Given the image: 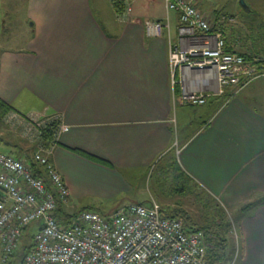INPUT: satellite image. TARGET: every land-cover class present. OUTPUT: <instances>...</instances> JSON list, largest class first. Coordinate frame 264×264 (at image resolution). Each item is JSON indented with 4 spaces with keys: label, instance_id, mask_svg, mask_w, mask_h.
Segmentation results:
<instances>
[{
    "label": "crops",
    "instance_id": "obj_1",
    "mask_svg": "<svg viewBox=\"0 0 264 264\" xmlns=\"http://www.w3.org/2000/svg\"><path fill=\"white\" fill-rule=\"evenodd\" d=\"M130 3L129 21L116 9L102 21L91 0H22L31 34L0 53V99L17 113L56 116L69 127L50 153L70 190L63 208L108 214L130 204L124 199L140 174L149 178L160 159L176 154L186 175L240 214L241 264H264V112L256 106L264 107V86L250 90L264 77L225 105L211 99L209 118L185 135L177 110L188 105L172 84L169 35L166 28L151 35L145 26L168 21L180 46L179 15L168 13L164 0Z\"/></svg>",
    "mask_w": 264,
    "mask_h": 264
},
{
    "label": "built area",
    "instance_id": "obj_2",
    "mask_svg": "<svg viewBox=\"0 0 264 264\" xmlns=\"http://www.w3.org/2000/svg\"><path fill=\"white\" fill-rule=\"evenodd\" d=\"M119 1L124 7L120 19L129 21L130 0ZM206 1L164 0L167 12L179 15L180 46L172 42L168 21L145 22L151 35L161 36L166 28L172 84L175 91L179 88L181 102L191 106L206 105L226 88L235 94L264 76V70L248 68L239 53L226 51L221 32L211 33V17L200 6ZM6 119L30 129L39 127L38 120L45 123L37 113L11 111ZM68 130L60 124L56 137ZM52 148L33 156L46 179L36 177L25 158L0 151V264H12L25 231L34 224L33 247L22 264H208L212 236L165 217L154 200L123 205L108 214L84 210L70 226L62 225L59 203L68 200L70 190L51 162Z\"/></svg>",
    "mask_w": 264,
    "mask_h": 264
},
{
    "label": "rangeland",
    "instance_id": "obj_3",
    "mask_svg": "<svg viewBox=\"0 0 264 264\" xmlns=\"http://www.w3.org/2000/svg\"><path fill=\"white\" fill-rule=\"evenodd\" d=\"M248 6L252 8V12H246L240 7V0H210L206 1L204 8L207 12L218 9L222 12V21H229L230 26L234 27L239 38L243 43L252 47L255 45V51L264 57V0H245ZM94 13L100 20L107 21L114 19L115 8L113 0H91ZM22 0H0V53L3 48H18V44L22 40H27L31 34V29L27 23V13L24 11ZM11 10H14L12 12ZM124 11V10H123ZM116 14V13H115ZM163 10L156 12L157 16H162ZM211 17L212 13H206ZM116 17V15H115ZM104 24H108L105 22ZM228 24V22H226ZM19 38L18 43L13 41V38ZM254 43V44H253ZM264 70V68H263ZM264 77V76H263ZM264 86V78L250 86L251 91H258ZM262 100V99H260ZM256 106L264 112L262 105ZM179 113L180 130L185 135L191 134L198 129L211 115L213 109L209 105L202 106H185V109ZM9 114V113H8ZM6 114L0 121V151L15 157H21L23 152L31 157L43 148L41 129L45 128L48 123H52L58 119L56 116L41 115V119L45 120L44 124L39 127L37 124L28 126L17 124L16 122H9ZM40 119V118H39ZM170 156V155H168ZM164 157L160 160L150 171V177L146 178L142 174L135 182V191L124 199L126 202H140L147 204L151 200L156 201L159 205L169 208H181L188 212L189 216L201 226L216 220L219 213L216 211H224L227 216L233 219L234 223L229 233L231 238V247L229 251V258L225 264H241L242 258V240L240 225L236 217L240 214L234 209H225L218 201L212 198L202 187L196 188L191 182L190 190L186 195H177L173 193L176 186H184L185 179H177L178 170H172L165 174V166H169L168 162L171 157ZM25 157V156H23ZM170 163V162H169ZM167 166V167H168ZM170 170L169 167L167 168ZM166 169V170H167ZM185 178V177H184ZM188 183V182H187ZM189 184V183H188ZM126 205V204H125ZM223 208V209H222ZM83 208H78L75 204L67 205L58 213L65 217L67 215L75 217V215L84 211ZM37 230L36 225L32 226L28 231L29 235L35 234ZM210 235V234H209ZM213 237V236H212ZM25 241V238H22ZM213 241V238H212ZM214 249L212 242L209 252Z\"/></svg>",
    "mask_w": 264,
    "mask_h": 264
},
{
    "label": "trees",
    "instance_id": "obj_4",
    "mask_svg": "<svg viewBox=\"0 0 264 264\" xmlns=\"http://www.w3.org/2000/svg\"><path fill=\"white\" fill-rule=\"evenodd\" d=\"M114 7L118 15H120L124 10L123 4L119 0H114ZM252 11L253 10L251 9L250 12ZM214 12L215 13H212L211 15V25H212L211 30H210L211 33L223 32L224 39L226 42V51L239 53L245 59L246 66L248 68L254 67L259 72H261L264 68V57H262L255 51V45L254 47H252L246 43H243L239 38V33L236 32L234 27L230 26L229 21H226V20L225 22L222 21V16H223L222 12L221 11H214ZM226 22H228V24H226ZM233 96H234V93L231 92V89L229 90V88H226L223 94L216 95L210 98V100L211 99L216 100L219 106H221L222 104L225 105L228 102V100L232 98ZM11 111H13L12 107H10L8 104H6L0 99V121L6 114H8ZM60 124L61 123L58 118L56 121L52 123H48V125L45 128L41 129L42 143L44 145L43 148L45 150H49L54 145L57 144L56 135H57V131L59 129ZM76 151L91 159L106 163L102 159L89 155L83 151H79V150H76ZM22 157L26 158V160L29 162V165L31 166V169L36 177L46 179L45 169L43 168V166H41L38 162H36L33 159V157L25 154V152H23V155L21 156V158ZM168 157H171L169 160L170 163L168 162L169 166L167 165L170 170L168 171L167 169L168 167L165 166L164 168L166 171L165 174H167V172L170 173V171L177 169L178 170L177 179L186 180V184L184 186L174 187L173 193H176L177 195H186L187 192L191 191L190 190L191 182L195 184L194 186L196 188L198 189L201 188L197 183H195L188 175H186L180 169L176 154H172ZM161 207H162V212L165 217L180 219L183 222V225L186 230H189V229L200 230V231H203L206 235L210 234L211 236H213L212 237L213 241L211 239L210 243L212 244L213 242L214 249L211 250L208 254V264H225L226 263V261L229 258V251L231 247V244H230L231 238H229V233H230V230L232 228V224L234 223V221L233 219L231 220L232 217L230 218L229 216L226 215V213L224 212L225 210L224 211L217 210L216 212L219 213V216L216 220H213L212 222L198 226V224H196V222L189 216L188 212L182 210L181 208L171 209L169 207H164V206H161ZM61 210H63V204L60 202L58 212ZM57 216L61 224L64 225L65 227L70 226L73 223V219L76 217V215L75 217H72L69 215L62 217V215L59 213H57ZM31 227L25 231L23 235V237L25 238V241H22L21 239L18 250L16 252V255L13 259L12 264H22L25 255L33 247L34 234L33 235L28 234V231L31 229Z\"/></svg>",
    "mask_w": 264,
    "mask_h": 264
},
{
    "label": "water",
    "instance_id": "obj_5",
    "mask_svg": "<svg viewBox=\"0 0 264 264\" xmlns=\"http://www.w3.org/2000/svg\"><path fill=\"white\" fill-rule=\"evenodd\" d=\"M240 6L241 8L246 11V12H249L250 11V7L248 6V4L246 3L245 0H240Z\"/></svg>",
    "mask_w": 264,
    "mask_h": 264
}]
</instances>
